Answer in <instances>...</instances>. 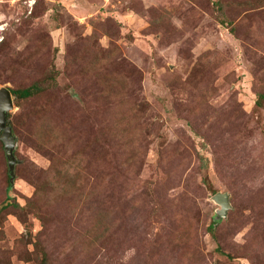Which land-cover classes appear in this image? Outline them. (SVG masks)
I'll return each mask as SVG.
<instances>
[{"label": "rangeland", "instance_id": "374dc122", "mask_svg": "<svg viewBox=\"0 0 264 264\" xmlns=\"http://www.w3.org/2000/svg\"><path fill=\"white\" fill-rule=\"evenodd\" d=\"M31 86L0 264H264V0H0Z\"/></svg>", "mask_w": 264, "mask_h": 264}, {"label": "water", "instance_id": "95a60500", "mask_svg": "<svg viewBox=\"0 0 264 264\" xmlns=\"http://www.w3.org/2000/svg\"><path fill=\"white\" fill-rule=\"evenodd\" d=\"M12 107L13 103L10 91L3 87L0 88V141L3 144V150L8 164L10 182L14 178L13 168L16 162L13 154L15 138L12 135V128L8 122V114ZM212 201L219 206L216 210V216L218 218H224L230 208L228 193L217 192L212 196Z\"/></svg>", "mask_w": 264, "mask_h": 264}, {"label": "trees", "instance_id": "16d2710c", "mask_svg": "<svg viewBox=\"0 0 264 264\" xmlns=\"http://www.w3.org/2000/svg\"><path fill=\"white\" fill-rule=\"evenodd\" d=\"M36 89L37 87L31 86V87H27L23 89H16V90H9V91H10V94L15 95L17 99H25V98L30 97L35 92ZM8 188H9V185H8Z\"/></svg>", "mask_w": 264, "mask_h": 264}]
</instances>
